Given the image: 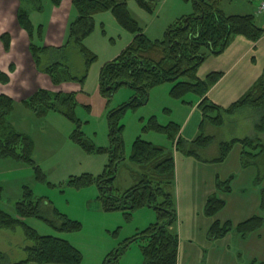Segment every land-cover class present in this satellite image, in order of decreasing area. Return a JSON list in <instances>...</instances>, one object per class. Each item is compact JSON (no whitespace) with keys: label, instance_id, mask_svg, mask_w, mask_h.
I'll list each match as a JSON object with an SVG mask.
<instances>
[{"label":"trees","instance_id":"1","mask_svg":"<svg viewBox=\"0 0 264 264\" xmlns=\"http://www.w3.org/2000/svg\"><path fill=\"white\" fill-rule=\"evenodd\" d=\"M22 1V0H20ZM131 0H73L77 12V19L70 27V41L79 49L85 58V73L82 78L71 75L69 68L61 63L42 67L41 55L49 54L52 48L37 47L35 39L42 40L44 26L35 27L29 12L20 8L17 14L18 26L27 33L30 39V53L35 59V65L41 72L50 76L52 84L60 87L63 83H79L84 86L89 70L96 61L94 55L86 46V39L95 29V17L105 12H111L118 23L133 35L131 44L113 61L105 64L101 69L99 79V94L110 100L122 88L131 89L134 97L121 107L108 112L109 142L107 148L96 147L86 141L80 127L81 123L75 119L76 93L52 92L40 89L23 102L26 109L42 119L50 113L62 115L76 126L71 139L85 153L89 155H107L109 160L103 173L99 176L84 174L71 177L69 184L77 189L96 185L99 190L98 201L107 213L122 212L128 221L133 213L142 209H152L156 212L157 220L143 232L139 233L130 243H139L145 264H178L179 237L175 232L178 214L174 200L175 161L170 149L156 146L138 138L132 149L129 161L142 171L136 184L126 191L115 188L119 167L126 163L125 143L123 139V116L129 110H136L145 106L149 101L150 92L166 83L173 84L171 95L183 99L188 94L200 97L199 108L203 111L200 135L192 142L184 140L180 133V126L171 124L167 127L159 125L152 118L144 128L145 132H156L165 135L173 148L185 156L194 157L201 161L199 152L213 143V138L203 133L206 124L222 127L225 117L241 110L252 109L260 115L256 124V132L264 134V80L260 79L253 88L239 101L229 108H221L208 99L209 91L222 79V73H212L205 80L198 77V71L209 56H220L231 45L236 37H243L252 43H258L264 36V28L256 22L255 15L228 16L220 8L224 0H185L191 1L194 13L184 16L172 24L162 40H151L143 31L138 21L131 15L128 3ZM139 7L149 14H153L162 0H135ZM53 6L60 7L62 0H50ZM41 10V9H40ZM42 11V10H41ZM5 50L9 51L12 37L9 34L0 37ZM43 53V54H42ZM13 70V66L11 67ZM0 81L9 83L8 75L0 74ZM14 111V100L6 95H0V158L12 160L32 167L37 179L45 180L41 168L36 165L34 142L31 137L18 132L10 121ZM214 115V116H213ZM242 144L244 149L262 146L256 138L233 140L220 145V155L212 162H224L236 144ZM257 156L244 152L242 165H251L248 157ZM233 178L222 181L217 178L216 186L220 192L230 193ZM2 189L0 188V195ZM36 201L29 188H25L22 200L17 203V218L0 209V229L15 230L22 226L27 239L32 246L26 249L27 259L17 264H82L83 255L68 241L60 238L41 236L27 226L25 220L36 218L55 226L64 233H76L82 229V224L62 216L57 209L53 213L61 218V224L56 226L42 215L41 204ZM227 205L218 196H211L206 203L205 216L214 218ZM261 208L264 210V190L261 191ZM264 226V218L254 216L240 224L234 230L232 224L216 222L209 231L211 240L224 239L234 231L242 238H246ZM127 248V246H126ZM119 253L113 254L116 262ZM107 258L104 264L109 263ZM111 263V262H110ZM0 264H9L4 253L0 251ZM252 264H264L253 262Z\"/></svg>","mask_w":264,"mask_h":264},{"label":"rangeland","instance_id":"2","mask_svg":"<svg viewBox=\"0 0 264 264\" xmlns=\"http://www.w3.org/2000/svg\"><path fill=\"white\" fill-rule=\"evenodd\" d=\"M261 1L224 0L220 8L228 16L255 15L257 24L264 28V22L256 15V9ZM21 7L29 12L35 27L40 25L45 27V37L42 40L36 38L34 41L37 47L52 48L49 54L41 55L42 67L61 63L69 68L71 75L82 78L86 64L78 47L74 43H69L70 27L77 19L73 0H62L60 7L53 6L50 0H0V29L7 25V28L12 30L11 34L4 33L0 37L5 34L15 36L14 50L11 53V48L9 51L5 50L0 40V74L8 75L10 78L7 84L0 81V95H6L14 100V111L10 121L18 132L33 140V159L45 175V180L40 181L32 167L0 158V188L2 189L0 209L17 218L16 206L22 200L27 187L33 192L36 201L43 200L42 215L56 226L61 224V218L53 213L54 209H57L62 216L82 224L79 232L64 233L43 220L36 218L25 220L27 226L39 235L60 238L72 244L82 253V264H104L108 257L113 261L107 264H145L140 244L137 242L128 244V242L156 222V212L147 208L138 210L133 213L132 220L128 221L122 212L103 211L98 201L99 190L96 185L81 189L71 186L69 184L71 177H80L84 174L101 175L108 164V156L85 153L71 139L76 130L75 124L62 115L50 113L40 119L23 104L40 89H52L53 92L63 91L64 93L75 91L77 94L75 119L81 123L80 129L86 141L99 148L109 147L108 112L130 102L134 92L131 89L122 88L108 100L101 94H96L95 90L99 86L101 68L115 60L130 45L133 35L118 23L111 12L97 15L95 29L85 41V46L97 56L85 82L88 93L82 91L83 86L79 83H73L74 85L69 82L63 83L55 88L50 76L41 72L35 65V59L30 55L31 53L27 55L26 45L28 46L30 39L28 35L26 39L21 37L25 33L19 28L17 20ZM128 8L151 40L164 39L172 24L183 16L194 13L192 2L185 0H162L153 14L142 10L135 0L128 3ZM24 42H26L25 45ZM258 43L262 51L264 36ZM211 57L213 56H209L206 61ZM263 62L259 54L255 64L256 70L262 66ZM12 66L13 70H11ZM200 69L198 77L205 80L208 76L200 77ZM262 78L264 80V75ZM172 90V83L154 88L145 106L129 110L123 116V139L128 161L119 167L115 183L117 190H128L138 182L142 174L140 168L129 161L133 144L138 138L141 137L148 143L173 150L172 142L165 135L144 131L152 118H155L162 127L177 124L180 129H183V126L190 121L188 130L197 129L198 136L202 132L204 116L202 109L199 108L200 97L196 94H188L183 99L174 98L171 95ZM256 120L258 118L253 114V110L245 109L226 116L222 127L206 124L203 133L215 138L210 152L216 150L219 157V145L222 142H230L236 137L254 138ZM183 139L185 140L184 137ZM245 150L257 155L253 159L249 157L248 159L251 167L256 168L261 175L260 178L264 180V145L256 148L248 147ZM30 246L32 242L27 239L22 226L15 230L0 229V251L6 255L9 264L25 261L26 249ZM117 253L120 255L118 263L116 257L113 258V254Z\"/></svg>","mask_w":264,"mask_h":264},{"label":"crops","instance_id":"3","mask_svg":"<svg viewBox=\"0 0 264 264\" xmlns=\"http://www.w3.org/2000/svg\"><path fill=\"white\" fill-rule=\"evenodd\" d=\"M4 33L11 34L12 30H9L7 25L2 26L0 35ZM23 33L25 34H22L21 37L26 39L27 34L26 32ZM14 37H12L14 41L12 40L10 53L14 50ZM25 44L26 42H24ZM29 46L30 40L28 46L26 45L27 55L30 54ZM259 54L264 60V48L261 51L259 43L254 44L243 37H236L222 55L213 56L206 61L200 69V77L209 76L214 72L223 74L222 79L207 95L210 102L227 109L244 97L264 75V62L258 70L255 66ZM85 88L84 84L82 91L88 93ZM46 90L52 91V89ZM71 93H75V91H71ZM95 93H99L98 86ZM253 114L258 118L254 122L256 131V124L260 121V115L256 116V112ZM189 124L190 121L183 126L180 135L186 141L192 142L199 133L195 128L188 130ZM212 138L213 143L199 152L201 161L194 157L185 156L175 148L172 150L175 161L173 194L178 214V223L174 229L179 237L178 264L263 263L264 226L260 231L246 238H242L234 231L224 239L211 240L209 238V231L216 222L222 224L230 222L235 230L238 225L254 216L264 218V210L261 208V191L264 190V180L260 178L261 175L256 168L251 167V165L246 168L243 167L242 156L246 152L244 146L238 143L224 162H212L218 158L217 155L219 154L216 150L210 152L215 142V138ZM254 138L258 140L259 144L264 145V134L256 132ZM254 138L246 137L243 139ZM243 139L236 137L233 140ZM203 153L210 156L207 157L205 156L207 154L204 155ZM249 158L253 159L254 156ZM217 178L222 181L233 178L230 193H223L217 189ZM211 196H218L227 202L226 207L214 218L205 216L206 203Z\"/></svg>","mask_w":264,"mask_h":264},{"label":"built area","instance_id":"4","mask_svg":"<svg viewBox=\"0 0 264 264\" xmlns=\"http://www.w3.org/2000/svg\"><path fill=\"white\" fill-rule=\"evenodd\" d=\"M256 15L260 17L261 20L264 22V0H262L259 6L257 7Z\"/></svg>","mask_w":264,"mask_h":264}]
</instances>
